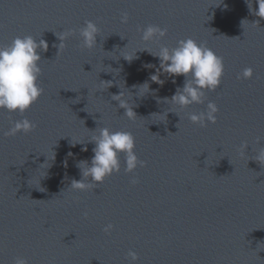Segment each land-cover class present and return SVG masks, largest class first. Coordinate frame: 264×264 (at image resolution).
<instances>
[{
  "label": "water",
  "instance_id": "1",
  "mask_svg": "<svg viewBox=\"0 0 264 264\" xmlns=\"http://www.w3.org/2000/svg\"><path fill=\"white\" fill-rule=\"evenodd\" d=\"M220 2L0 0V45L27 35L49 44L42 95L24 113L0 109V264L16 256L29 264H129V250L139 255L133 264H264V165L252 159L264 146L256 142L264 138V18L245 0H224L226 9ZM86 20L100 29L91 49L80 36ZM150 24L167 34L145 42ZM66 30L72 34L59 49ZM189 37L223 57L224 71L203 104L181 108L167 99L185 77L161 72L164 83L152 82L159 58L142 49ZM246 67L254 76L238 78ZM108 80L109 88L101 83ZM146 81L148 92L133 87ZM121 91L134 120L112 100ZM208 101L219 107L217 121L193 123L188 114L206 111ZM24 117L37 126L5 135ZM102 127L131 132L147 164L126 173L121 154L120 172L94 189H73L82 179L77 164L91 163L89 139Z\"/></svg>",
  "mask_w": 264,
  "mask_h": 264
},
{
  "label": "clouds",
  "instance_id": "2",
  "mask_svg": "<svg viewBox=\"0 0 264 264\" xmlns=\"http://www.w3.org/2000/svg\"><path fill=\"white\" fill-rule=\"evenodd\" d=\"M245 3L254 15L264 18V0H256L258 9L252 8L251 0H245ZM221 4H224V0H221L216 6L218 7ZM224 7L226 9L227 5L224 4ZM127 20L128 14L125 12L122 15V22L126 23ZM99 31L100 29L96 22L86 20L80 28L82 46L89 49L95 47ZM167 31V28L150 24L143 29L142 39L145 42L157 40L164 37ZM71 34L72 30H66L59 36L61 41L59 49L65 46V41ZM48 48L49 44L47 40L43 38L37 40V38L31 35L17 36L9 45H0V109L24 113L42 95L44 90L39 84V76L42 71L40 67L41 52H47ZM142 50H147L151 55L159 58V68L150 76L152 82H157L161 85L164 83L161 80V72L168 74L170 77L180 75L185 77L183 86L177 87L176 92L170 99L166 98L167 100H171L174 105L186 108L193 103L203 104L205 102V92L214 91L221 84L224 71L223 57L219 56L213 49L191 37L180 39L177 42V46L172 48L161 46L157 52H152L147 48ZM124 58L131 61L134 57L129 58L124 56ZM253 76L254 69L246 67L239 74L238 78L251 79ZM105 82H107V88L113 84L111 80L101 81L102 84ZM172 82L175 83L174 78ZM145 86H147L146 92H148L149 83L147 81L139 86L133 85V87H139V92L144 90ZM112 100L118 101L119 107L126 109L124 115L129 119L134 120L137 117L133 104L130 103L123 91L113 94ZM218 111V105L214 101H208L206 111L189 113L188 118L193 123L206 126L208 122L215 123L217 121L218 117L216 113ZM36 126L35 123L24 117L21 120L14 121L13 126L5 135H15L21 131L28 133ZM94 131L96 134L89 139V142L94 144L91 163L89 164L85 160L77 164V167L81 170L82 179H73L71 183L73 189H94L97 184L103 183L106 177L120 172L122 166L121 154H124L126 163L124 171L126 173L133 172L138 165L146 166L147 162L140 160L135 151V137L131 132L113 131L108 127L96 128ZM262 139L264 138L257 137V144H260ZM77 143L83 142L77 141L73 143L71 141V146L75 147ZM248 146L247 142L240 145L241 156L247 154ZM87 150V144H84L82 151ZM255 153L256 155L252 156V159L264 165V146L259 147ZM68 155H72V153L69 152ZM47 161L48 156L47 160L41 165ZM131 182L136 184L138 180L133 177ZM113 228V224H107L104 227V232L110 234ZM127 255L130 258L129 264H133V262L139 259L138 253L134 250H129ZM13 264H29V260L24 256H16Z\"/></svg>",
  "mask_w": 264,
  "mask_h": 264
}]
</instances>
